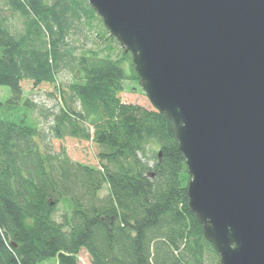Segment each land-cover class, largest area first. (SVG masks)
I'll list each match as a JSON object with an SVG mask.
<instances>
[{
  "label": "trees",
  "instance_id": "trees-1",
  "mask_svg": "<svg viewBox=\"0 0 264 264\" xmlns=\"http://www.w3.org/2000/svg\"><path fill=\"white\" fill-rule=\"evenodd\" d=\"M93 25L107 43L77 51V33ZM62 70L72 76L65 87ZM23 82L57 88L58 107L41 112L49 135L93 141L98 166L37 140ZM125 82L139 86L131 55L87 0H0V85L10 88L0 102V264H79L80 250L90 264H219L188 206L190 176L172 122L151 102L124 101ZM7 102L19 107L16 118Z\"/></svg>",
  "mask_w": 264,
  "mask_h": 264
},
{
  "label": "water",
  "instance_id": "water-1",
  "mask_svg": "<svg viewBox=\"0 0 264 264\" xmlns=\"http://www.w3.org/2000/svg\"><path fill=\"white\" fill-rule=\"evenodd\" d=\"M173 124L219 264H264V0H87Z\"/></svg>",
  "mask_w": 264,
  "mask_h": 264
},
{
  "label": "rangeland",
  "instance_id": "rangeland-1",
  "mask_svg": "<svg viewBox=\"0 0 264 264\" xmlns=\"http://www.w3.org/2000/svg\"><path fill=\"white\" fill-rule=\"evenodd\" d=\"M10 24L12 26L13 31H19L21 28L20 18L15 15L14 17L10 18ZM104 26V25H103ZM98 28L94 25L90 30L86 27L83 28L81 33H77V40H73V45H75L76 50L79 51L81 48L86 49H96L104 47L107 43L106 41L102 40L98 36ZM73 38V36H71ZM72 79L70 72L66 70H62L57 74V82L61 87H65ZM23 98H27L29 102L35 104V109H30L29 117L38 122L39 130L42 133V139L37 138L38 141H42V145L47 147L52 152H60L64 150L67 155L75 161H80L83 163L91 164L98 166L99 158L98 153L100 152L101 148L99 145L94 143L91 140H84L78 139L75 137L66 136L62 139L54 138L49 135L48 127L50 125V120L46 118L41 112L48 110H53L58 107L59 98L57 96V88L53 85L49 86H40L38 88L32 87L29 83L23 82ZM10 97V88L6 85H0V102L5 103L8 98ZM122 98L126 102H132L144 105L148 108L151 107L150 101L147 98L146 94L142 91V89L133 84L125 82V89L122 93ZM6 111L10 115L11 118H16L19 107L11 106V103L7 102ZM21 109L19 110L20 113L27 112L24 107L26 105L22 104ZM42 114V115H41ZM149 164L153 162V159L150 156V153L147 154V157L144 159ZM106 189H103L101 193H105ZM59 211L56 213L55 218L60 220L59 218ZM78 261L79 264H90L89 258L87 253L84 250H80L78 253ZM37 264H56V260L54 257H48ZM210 264V263H209Z\"/></svg>",
  "mask_w": 264,
  "mask_h": 264
}]
</instances>
